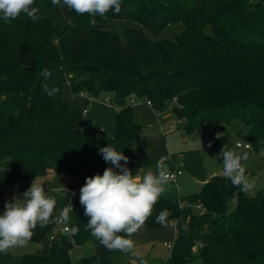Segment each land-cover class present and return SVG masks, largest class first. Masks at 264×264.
I'll return each mask as SVG.
<instances>
[{
    "label": "trees",
    "instance_id": "1",
    "mask_svg": "<svg viewBox=\"0 0 264 264\" xmlns=\"http://www.w3.org/2000/svg\"><path fill=\"white\" fill-rule=\"evenodd\" d=\"M33 7L40 17L41 0ZM63 7L65 15L55 7L45 25L35 22L27 33L19 17L11 20L0 35V190L18 185L22 193L31 180L48 174L50 162L84 171L79 178L85 184L112 165L100 153L108 145L136 157L142 127L128 102L133 94L151 101L157 112L173 102L171 112L186 120L188 132L209 128L218 153L223 146L233 150L240 142L234 137L255 151L264 147V0H121L118 14L110 10L90 27L68 21ZM108 19L129 20L154 33L171 24L184 28L175 41L151 40L132 29L121 37L107 29ZM68 78L74 94L115 97L120 109L112 136L79 128L83 112L62 97ZM45 84L57 89L54 95ZM180 201L202 205L205 212L181 209ZM164 209L168 224L180 221L169 264H190L196 256L203 264H264V187L248 197L225 176H214L193 195L159 200L147 230L164 228L155 222ZM88 220L77 215L70 232L50 243L58 231L53 214L47 226L37 224L30 240L43 243V253L23 256L22 264H72L70 250L88 242L95 253L78 264H114L113 256L122 252L94 238ZM74 226L79 231L73 236Z\"/></svg>",
    "mask_w": 264,
    "mask_h": 264
},
{
    "label": "rangeland",
    "instance_id": "2",
    "mask_svg": "<svg viewBox=\"0 0 264 264\" xmlns=\"http://www.w3.org/2000/svg\"><path fill=\"white\" fill-rule=\"evenodd\" d=\"M41 2L42 10L40 13L42 15H40L38 21H35L38 22L37 24L40 26L45 22L47 11L50 13L55 7H57V10H62L64 15L66 14V9H64L63 6L54 5L52 0H41ZM68 10V21L80 20L89 27L92 26L89 21L93 18L96 20L99 16L90 17L87 14L78 15L73 10ZM19 18L23 21H21V25L23 24L22 26L25 33H27L26 30L30 31L28 28L32 27L33 24L37 25L24 14H21ZM61 22L62 21H57L56 23L59 24ZM7 23L0 18V35ZM38 26L36 27L38 28ZM106 27L108 30L117 33L121 37H123V33L129 29L143 30L149 39L155 41H175L184 28L183 24L180 23L171 24L164 30L154 33L129 20L117 19H108L106 21ZM70 83L71 79L68 78L62 86L63 99L74 105L79 111L83 112L87 110L88 112L87 114H82L78 122L79 128L94 135L101 130L106 135L112 136L115 131L117 107H120V105L116 103L115 97L103 91L97 95L90 94L88 97L74 94L70 87ZM108 98L113 102L112 107L105 104ZM146 100V98L139 99L138 105L132 106L134 121L142 127L140 140L135 145V148L141 150V152L136 157L128 159L126 167L133 175H140L142 177L149 170L156 173L157 162L163 159L166 161L168 160V162H170V160L175 162L178 168L182 169L183 172V176L179 177L177 180L179 184L168 182L165 186V191L160 195L158 201L170 198L177 200L193 195L199 192L203 183L210 178L214 176H224L223 159L218 158L219 153L212 146V135L207 126L188 132L186 130V124V126L182 127L177 132L164 134V127L168 126L169 119L171 120L173 118L171 112L173 102L169 103V107L165 111L156 113L154 108L145 105ZM183 138H186V141H183ZM233 139L245 144L244 141L237 137ZM233 150L238 153L243 151L249 153V159L247 161H242V164L246 168L247 180L249 183L253 184L254 187L246 192V195L248 197H255L264 187V147H262L260 151H255L253 148L247 150L234 146ZM165 165L167 166V163H165ZM109 168H113L117 173L120 172V169L115 168L114 165H111ZM48 171L49 173L46 176L31 180L28 183V188L31 187L35 180L36 183L43 186L44 190L47 192L46 195L55 200L52 213L55 219L60 218L61 211L65 205L71 204L73 212H70V220L66 223L70 224L75 220L77 215L84 214L85 211L84 207L80 204V195H78L80 189L84 186L79 176L85 175V172L69 164L59 166L53 162L48 163ZM62 174L64 177L68 178L67 182L64 180V177L62 178ZM16 198L21 200L24 199L18 185L6 186L0 190V215L5 211L6 203L14 202ZM232 206H234V204ZM174 231L171 221L168 227H164L160 230L149 231L143 225L131 237L134 242V252L136 255L132 253L116 254L113 256V263L141 264V261H144L145 264H169L171 252L164 243L173 239ZM121 235H123V233H121ZM47 242L50 243L51 241L47 239ZM43 246V243L29 240L24 247H13L9 249L7 254L0 253V264H22V259L25 255H42ZM94 253L95 248L93 243L88 242L72 248L70 250V259L72 264H78L81 259L88 258L94 255ZM190 264H203V262L196 256Z\"/></svg>",
    "mask_w": 264,
    "mask_h": 264
},
{
    "label": "clouds",
    "instance_id": "3",
    "mask_svg": "<svg viewBox=\"0 0 264 264\" xmlns=\"http://www.w3.org/2000/svg\"><path fill=\"white\" fill-rule=\"evenodd\" d=\"M52 3L90 17H104L110 10L117 14L121 11V0H52ZM33 4L34 0H0V18L7 23L24 14L35 22L39 16ZM89 22L93 26L96 24L94 18ZM41 74L45 79L50 75L46 69ZM43 87L49 96L57 91L55 88L49 90L46 84ZM100 153L106 162L119 168L120 172L107 168L103 175L86 178V183L80 189V204L84 207V214L89 217L86 228L108 250L136 255L131 237L152 215L154 205L165 191L170 179L167 166L161 159L157 162L156 173L149 170L141 177L132 174L126 167L128 158L114 147H103ZM218 158L223 159L224 176L234 186L244 192L254 187L247 180L246 168L242 164V161L249 159L247 151L238 153L223 146ZM121 161L125 162L124 165H121ZM23 196L22 200L16 198L14 202L6 203L5 211L0 215V253L7 254L13 247L26 246L37 224L44 227L50 222L55 200L46 195L41 184L35 180ZM70 212H73L72 205H65L60 214L63 222H69ZM169 215V210L164 209L157 215L155 222L168 227ZM78 231V227L71 228L73 236ZM141 264L145 262L141 261Z\"/></svg>",
    "mask_w": 264,
    "mask_h": 264
},
{
    "label": "built area",
    "instance_id": "4",
    "mask_svg": "<svg viewBox=\"0 0 264 264\" xmlns=\"http://www.w3.org/2000/svg\"><path fill=\"white\" fill-rule=\"evenodd\" d=\"M81 96H84V97H88L87 94L85 93H81L80 94ZM139 97L135 94H133L130 98H129V104L131 106H135V105H138V101H139ZM177 100L174 99V102H176ZM105 104L109 107H112L113 106V102L110 98H108L105 102ZM146 106L148 107H151L153 108V104L151 101L149 100H146V103H145ZM117 109L119 110L120 107H117ZM156 113H158L157 111H155ZM83 114H87V110H84L83 111ZM173 114V113H172ZM186 126V120L185 119H181V118H177L175 115H173V118L169 121L168 123V126H165L164 127V134H169V133H174V132H177L179 131L182 127ZM236 147L237 148H244V149H247V150H250L251 149V145L250 144H243L241 142L237 143L236 144ZM164 163L168 162V160H163ZM170 163H171V169L168 170L169 172V175H170V179H169V182H172V183H177V180L178 178L183 174L182 172V169L178 168V165L173 163L171 160H170ZM29 188H27L25 191H23L21 193V195L23 196V194L28 190ZM47 193V192H46ZM78 195H80V192L78 193ZM24 197V196H23ZM188 207H193L195 209H197L199 212H200V215H203L204 212H205V209L202 207V205H194V206H191L189 204H187L186 202H183V201H180V208L181 209H184V208H188ZM178 220H173L171 221V225L172 227L174 228V237L172 240L168 241V242H165L164 245L169 249V251L172 253L173 251V248H174V244H175V240L177 239V236H178ZM56 227L58 229V231L56 233H53L49 240L50 241H55L56 238H57V234H62V235H65V234H68L70 232V227H69V224H66L65 222H63L61 220V218L59 219H56ZM199 247H202L201 245L200 246H195L193 247L192 251L194 254H196L198 252V249ZM170 253V254H171ZM171 256V255H170Z\"/></svg>",
    "mask_w": 264,
    "mask_h": 264
},
{
    "label": "crops",
    "instance_id": "5",
    "mask_svg": "<svg viewBox=\"0 0 264 264\" xmlns=\"http://www.w3.org/2000/svg\"><path fill=\"white\" fill-rule=\"evenodd\" d=\"M87 113H88V112H87ZM171 117H172V116H171ZM168 119H169V118H168ZM169 121H170V119H169ZM169 121H168V122H169ZM166 125H167V123H166ZM183 141H186V138H183ZM172 162H173V161H172ZM166 163H167V169L170 170L171 167H172V166H171V163H170V162H166ZM173 163H175V162H173ZM48 173H49V171H48ZM61 176H62V178L64 177L63 174H62ZM139 176H140V175H139ZM181 176H183V174H182ZM181 176H180V177H181ZM64 180L67 182L68 178H67V177H64ZM170 183H171V182H170ZM175 184H179V182L177 181V183H175ZM45 192H46V191H45Z\"/></svg>",
    "mask_w": 264,
    "mask_h": 264
}]
</instances>
